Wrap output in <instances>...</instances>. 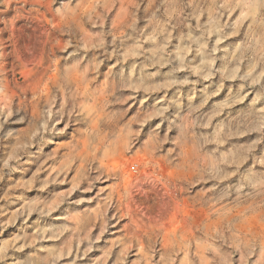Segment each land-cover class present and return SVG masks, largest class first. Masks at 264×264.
I'll return each mask as SVG.
<instances>
[{
  "label": "rangeland",
  "instance_id": "374dc122",
  "mask_svg": "<svg viewBox=\"0 0 264 264\" xmlns=\"http://www.w3.org/2000/svg\"><path fill=\"white\" fill-rule=\"evenodd\" d=\"M27 1L0 0V264H264V0Z\"/></svg>",
  "mask_w": 264,
  "mask_h": 264
},
{
  "label": "bare ground",
  "instance_id": "6f19581e",
  "mask_svg": "<svg viewBox=\"0 0 264 264\" xmlns=\"http://www.w3.org/2000/svg\"><path fill=\"white\" fill-rule=\"evenodd\" d=\"M29 1V0H28ZM27 1V2H28ZM35 2H37L40 6H43V7H45L47 10H50V2H44V1H42V0H36ZM38 4H36V5H38ZM31 5V4H30ZM38 5V6H39ZM46 10V11H47ZM48 12V11H47ZM42 18H44L43 16H42ZM45 38V37H44ZM46 40V39H45ZM45 42V41H44ZM43 42V43H44ZM42 45V44H41ZM2 51V50H1ZM4 56V55H3ZM57 75H56V77L57 76H59L60 77V72H59V70L57 69ZM72 76V75H71ZM77 77V76H76ZM49 80H50V82H48L46 85H45V88H44V90H46L47 91V93H49L50 92V90L51 89H53L54 88V86H57V85H60V79L59 78H57V79H55V80H53L52 78H49ZM76 79H75V77H72V78H70L69 79V83L70 82H74ZM75 89V88H74ZM4 91H5V93H7L6 95H10L11 93H12V90H11V88H10V86L8 85V84H5L4 85ZM44 94V93H43ZM35 98V97H34ZM37 98V97H36ZM39 99H41V98H39ZM47 102V101H46ZM47 105V104H46ZM37 108V107H36ZM137 186V185H136ZM139 224V223H138ZM144 228V227H143ZM168 239V238H167ZM172 243V242H171Z\"/></svg>",
  "mask_w": 264,
  "mask_h": 264
}]
</instances>
